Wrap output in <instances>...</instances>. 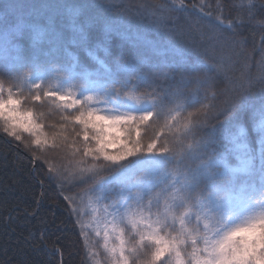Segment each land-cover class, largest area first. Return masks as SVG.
<instances>
[{
	"label": "snow or ice",
	"instance_id": "obj_1",
	"mask_svg": "<svg viewBox=\"0 0 264 264\" xmlns=\"http://www.w3.org/2000/svg\"><path fill=\"white\" fill-rule=\"evenodd\" d=\"M258 2L259 8L249 0L239 6L245 10L243 15L227 22L218 16L217 23L234 34L246 21L264 28V19L257 20L258 16H264V0ZM92 7L94 5L89 3L18 4L16 11L5 16L0 24V55L11 62L7 87L0 78V120L4 122V134L11 137L9 143L17 142L20 147L23 143L20 132L24 131L32 135L33 145L48 144L45 126L39 122L43 113L38 116L34 111L24 110L23 90L13 91L20 88L30 74L12 69L28 62L41 82L31 85L25 99L36 107L51 101L58 109H72L75 113L63 117L58 131L52 133L53 146L49 150H59L57 141L67 144L71 136L69 125L75 133L73 144L77 140L80 143L73 153L80 157L74 169H65L63 164L57 168L32 151L28 152L29 163L41 169L44 179L38 182L42 188L45 180L53 186V198L57 206L67 211L73 227L79 223L78 219H72L79 215L74 207L75 199L62 193L87 185L82 191L95 195L105 213L106 229L110 228L115 237L116 243L109 248V231L104 233L105 248L110 252L112 264H264V233L260 242L255 234L249 236L252 243L247 250L234 236L241 227L235 223L240 216L252 217L250 224L264 220V135L259 133L257 167V154L249 147L247 136L244 138L243 127L249 111L264 120V85L258 90L261 106L254 110L249 108L246 99L256 94L252 86L235 88V81L227 77L219 61L203 75H197L200 68L189 64L183 54L181 59L169 61L164 58V50L147 39L135 45L137 50L126 59L124 53H113L108 46L113 34L124 35L120 31L123 23L147 12L154 17L153 26L162 34H169L175 30V17L166 16L160 4L131 5L124 4L123 0H109L105 11L111 13V18L103 13L85 14V10ZM65 10L71 14L70 33L63 23ZM97 27L103 29V39L93 48L91 40ZM27 38H31V47L25 49L21 41ZM72 47L86 52L96 62L94 71L85 66L86 61L81 63L75 53L69 51ZM97 49H102L103 58L96 54ZM261 49L264 51V43ZM65 58L70 62L69 76L78 82L83 99L71 91L45 90L44 66L59 71L60 62ZM157 81L176 83L161 87ZM141 85L152 89L144 93L149 102L147 107L123 105L101 109L90 103L96 96H111L115 100L124 95L139 104L137 96L131 93L138 92ZM189 85H193L189 95L201 91L204 94L187 104L185 111L197 104L200 108L192 120L184 124L183 138L173 132V139L169 141V132L180 115H173L176 101ZM84 92L90 94L85 96ZM100 102L106 104L107 100L97 101ZM221 116L225 117V122L213 125L210 133L202 135L210 122L218 121ZM229 121L240 126L238 134L232 138L238 161L235 167L230 166L226 155L225 133ZM188 134L193 139L185 146ZM67 156L65 151V158ZM192 161L197 162L195 169ZM113 170L120 186L111 203L103 205L100 202L107 198L105 185L111 183L105 174ZM227 173H231V177ZM238 174L259 175L258 199L250 195L245 198L243 189L233 191Z\"/></svg>",
	"mask_w": 264,
	"mask_h": 264
},
{
	"label": "trees",
	"instance_id": "obj_2",
	"mask_svg": "<svg viewBox=\"0 0 264 264\" xmlns=\"http://www.w3.org/2000/svg\"><path fill=\"white\" fill-rule=\"evenodd\" d=\"M52 2H63L68 5L93 4L94 7L86 9L85 14L103 13L106 17L111 18V13L105 11L108 8L109 0H0V24L3 23L5 16L12 15L16 11L15 5ZM248 2L249 0H183L182 7L181 0H123L124 4L131 5L140 3L163 5V13L166 16L175 17L173 21L175 30L169 34H162L152 24L154 17L144 12L141 16H135L131 21L121 25L120 31L124 35L113 34L108 40L109 50L113 53H124L127 59L137 50L135 45L142 44L147 39L164 50V58L169 61L179 60L183 54V58L189 64H196L200 68L201 71L197 75H203L205 71L212 69L219 61L227 77L235 81V88H239L241 85L245 88L249 85L252 86V90L256 94L246 98L247 104L250 109L257 110L262 101L258 90L264 85V51L261 49V45L264 43L262 41L264 28H261L258 23L246 21L239 25L234 34L232 30H226L225 26L217 23L216 20L220 16L227 22L233 17L243 15L245 10L239 6L246 5ZM252 2L257 3V8H259L258 0H252ZM233 5L238 7L234 8ZM261 19H264V16L257 17V20ZM63 23L70 33L71 14L67 10L64 12ZM237 23L239 24V20ZM102 39L103 29L101 27L95 28L91 40L93 48ZM21 44L25 49L30 48L31 38L22 40ZM69 51H73L81 63L86 61L85 66L89 67L90 71L95 70L96 62L86 52L74 47L70 48ZM96 54L101 58L104 57L102 49H97ZM10 63L4 56L0 55V78L5 80L6 87L10 83ZM69 68L70 62L67 58L60 62L59 71H53L45 65L43 68L46 81L45 90L71 91L77 98L83 99L81 96L82 89L78 87V82L69 76ZM12 71L30 74L27 81L20 88H14L13 91L23 90L24 95L21 100L24 110L34 111L38 116L43 113L39 122L45 126L44 132L48 134V144L33 145L31 143L32 135L24 131L20 132L23 141L20 147H17V142L10 144L11 137L4 134V122L0 120V264H85V261L87 264H112L110 252L101 245L103 237H97L94 232L96 225L104 218V212L97 204L94 194L82 191L87 185H78L71 191L62 193V195H71L75 199L74 207L79 215L73 216L72 219H78L79 223L73 227L68 219L67 211L63 207L57 206L58 202L53 198V186L45 180L42 188L38 182L44 179L41 175V169L33 167L29 163L28 152L32 151L35 155L48 159L57 168L61 164L69 170L76 167V162L80 157L78 154L73 156V153L76 148L80 147V143L77 140L73 144L75 133L72 132L71 125H69L71 136L67 144L57 141L59 150H49L53 146L52 133L58 131L59 125L63 123V117L68 116L70 112L73 115L75 113L72 109L67 111L58 109L51 101L36 107L34 103L25 99L31 85L41 82L34 73L31 63L25 62L13 68ZM121 78H124L123 75ZM219 79L223 83L224 77L221 76ZM178 80L179 75L177 74ZM156 83L161 87H166L167 84H175L176 81H157ZM192 88L193 85H189L188 88L183 89V95L176 101L173 115L178 113L180 115L172 132H169L167 137L169 141L173 139V132L176 133L177 137L183 138L184 124L191 121L192 116L200 108L197 104L195 108L188 107L185 111L187 104L194 103L204 94L201 91L189 95ZM151 91V88L141 85L138 92L133 91L131 93L137 96L139 104L124 95L116 97L115 100L111 96H96L94 101L90 103L101 109L123 105L129 108L147 107L149 102L146 101L144 93ZM83 94L86 96L90 93L84 92ZM208 94L211 95V91ZM103 99L107 100L106 104L97 103ZM223 122H225L224 116H221L218 121H211L209 126L203 130L202 135L210 133L213 125L218 126ZM243 127L244 138L246 139L247 136L249 147L257 154L256 161H258L259 133L264 135V120H259L253 111H249L245 114ZM239 129V125L230 121L227 122L225 144L228 147V153L226 155H228L229 164L232 167L238 164L232 138L238 134ZM192 139L191 134H188L184 139L185 146L191 143ZM25 145L28 146L27 150ZM176 146L177 148L180 147L178 144ZM65 151L68 153L67 158H65ZM196 164L195 161L191 162L193 169L196 168ZM226 175L231 177V173ZM105 176L106 179L111 180V183L105 185L107 198L100 202L103 205L111 203L114 193L118 191L120 186L115 177V170L112 173H106ZM71 183L72 181L69 180V184ZM260 186L258 174L254 177L238 174L233 191L240 192L243 189L242 194L245 198L250 195L258 199ZM41 193L44 195L41 196ZM37 201L39 202L38 205ZM90 202L98 206V210L95 212L98 217L96 224L93 223L90 208L87 206V203ZM37 207L39 211H36ZM33 212L36 214L33 215ZM247 217V215H242L235 220V223H239ZM87 220L91 224L88 225ZM111 236L115 241L114 235L111 234ZM70 243L71 247H68Z\"/></svg>",
	"mask_w": 264,
	"mask_h": 264
},
{
	"label": "clouds",
	"instance_id": "obj_3",
	"mask_svg": "<svg viewBox=\"0 0 264 264\" xmlns=\"http://www.w3.org/2000/svg\"><path fill=\"white\" fill-rule=\"evenodd\" d=\"M250 219L252 217H247L242 219L239 223L241 227L234 233V236L237 240H240L245 250L251 246V241L249 240V236L255 234L257 242L261 240V234L264 233V220H260L255 224H250Z\"/></svg>",
	"mask_w": 264,
	"mask_h": 264
},
{
	"label": "rangeland",
	"instance_id": "obj_4",
	"mask_svg": "<svg viewBox=\"0 0 264 264\" xmlns=\"http://www.w3.org/2000/svg\"><path fill=\"white\" fill-rule=\"evenodd\" d=\"M256 165H257V167H259V160L258 161H256ZM116 177V176H115ZM87 206H89V208H90V212H91V218L93 219V223H97L98 221V217H97V215H96V211L98 210V206L94 203V204H92L91 202L90 203H87ZM87 222H88V225L89 224H91V222L90 221H88L87 220ZM106 223H107V221L105 220V213H104V218L102 219V221L100 222V223H98L97 225H96V227H95V229H94V232H95V235L98 237H103V240H102V243H101V245L105 248V236H104V233H105V231L107 230V231H109V239H108V245H109V248L111 247V246H113L116 242L115 241H113V239H112V236H111V230H110V228H107L106 229ZM97 233H99V235H97ZM106 250H108L107 248H105ZM109 251V250H108ZM99 260V259H98Z\"/></svg>",
	"mask_w": 264,
	"mask_h": 264
}]
</instances>
